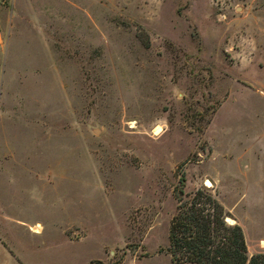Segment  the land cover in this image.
I'll list each match as a JSON object with an SVG mask.
<instances>
[{"label": "rangeland", "instance_id": "1", "mask_svg": "<svg viewBox=\"0 0 264 264\" xmlns=\"http://www.w3.org/2000/svg\"><path fill=\"white\" fill-rule=\"evenodd\" d=\"M181 174L264 250V0H0V264H170Z\"/></svg>", "mask_w": 264, "mask_h": 264}, {"label": "trees", "instance_id": "2", "mask_svg": "<svg viewBox=\"0 0 264 264\" xmlns=\"http://www.w3.org/2000/svg\"><path fill=\"white\" fill-rule=\"evenodd\" d=\"M183 175L173 187L176 203L168 222L167 246L159 253L170 264H264V250L250 256L241 228L228 224L217 193L206 188L183 193Z\"/></svg>", "mask_w": 264, "mask_h": 264}, {"label": "bare ground", "instance_id": "3", "mask_svg": "<svg viewBox=\"0 0 264 264\" xmlns=\"http://www.w3.org/2000/svg\"><path fill=\"white\" fill-rule=\"evenodd\" d=\"M205 186L211 187V184L207 180H205ZM226 220L228 221L229 224H232L234 222V221H231L227 218H226ZM30 230H31V233L36 234V235H40L42 228H41V226L36 225V226L32 227Z\"/></svg>", "mask_w": 264, "mask_h": 264}, {"label": "crops", "instance_id": "4", "mask_svg": "<svg viewBox=\"0 0 264 264\" xmlns=\"http://www.w3.org/2000/svg\"><path fill=\"white\" fill-rule=\"evenodd\" d=\"M232 221V220H231ZM42 224V223H41ZM232 224H237L236 222H233ZM43 225V224H42ZM238 225V224H237ZM36 226V225H35ZM239 226V225H238ZM240 227V226H239ZM36 235V234H35ZM248 256H250V255H248Z\"/></svg>", "mask_w": 264, "mask_h": 264}, {"label": "water", "instance_id": "5", "mask_svg": "<svg viewBox=\"0 0 264 264\" xmlns=\"http://www.w3.org/2000/svg\"><path fill=\"white\" fill-rule=\"evenodd\" d=\"M228 219V218H227ZM226 222L228 223V221L226 220ZM229 224V223H228Z\"/></svg>", "mask_w": 264, "mask_h": 264}]
</instances>
